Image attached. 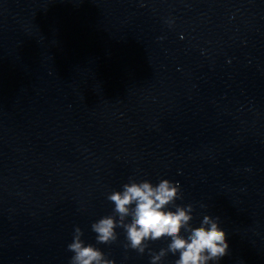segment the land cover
<instances>
[{
  "label": "clouds",
  "instance_id": "1",
  "mask_svg": "<svg viewBox=\"0 0 264 264\" xmlns=\"http://www.w3.org/2000/svg\"><path fill=\"white\" fill-rule=\"evenodd\" d=\"M182 198L179 184L168 179L153 184L130 178L122 190L107 195L108 201L114 204L112 214L91 224L96 243L116 242V229L120 228L125 233V249L139 254L148 250L150 264H160L169 253L178 256L174 264H219L229 253L220 218L203 215L200 225L194 227L191 223L194 206L176 204ZM83 235V230L75 226L72 242L67 245V250L73 254L70 264H115L99 247L86 243ZM161 239L170 241L167 247L159 252L151 251L149 244Z\"/></svg>",
  "mask_w": 264,
  "mask_h": 264
}]
</instances>
